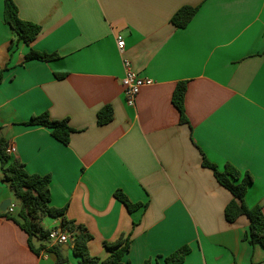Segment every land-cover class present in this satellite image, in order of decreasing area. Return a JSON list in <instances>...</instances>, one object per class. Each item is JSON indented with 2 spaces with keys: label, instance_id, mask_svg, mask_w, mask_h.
I'll list each match as a JSON object with an SVG mask.
<instances>
[{
  "label": "crops",
  "instance_id": "0c3cea01",
  "mask_svg": "<svg viewBox=\"0 0 264 264\" xmlns=\"http://www.w3.org/2000/svg\"><path fill=\"white\" fill-rule=\"evenodd\" d=\"M14 1L19 17L42 31L30 46L14 43L0 0V125L12 158L29 174L51 176L50 206L66 208L93 236L90 254L105 260L104 243L131 234L124 264H163L185 245L183 264H264V249L244 239L249 220H226L232 195L202 164L204 154L220 171L231 164L250 173L245 202L264 213V0ZM187 6L198 11L178 29L171 19ZM30 49L60 58L24 62ZM124 58L153 81L134 107L124 96ZM181 82L187 122L172 103ZM105 107L113 120L98 125ZM45 112L68 121L69 145L46 127L24 125ZM116 191L146 212H130ZM12 194L0 164V264H58L53 252L34 253L4 216ZM41 226L62 230V217L45 216ZM73 240L61 247L78 264Z\"/></svg>",
  "mask_w": 264,
  "mask_h": 264
},
{
  "label": "trees",
  "instance_id": "16d2710c",
  "mask_svg": "<svg viewBox=\"0 0 264 264\" xmlns=\"http://www.w3.org/2000/svg\"><path fill=\"white\" fill-rule=\"evenodd\" d=\"M198 11V7H183L171 19V23L178 29L186 28ZM4 22L10 26L15 35L14 43L22 42L30 46L42 31L41 26L32 22L24 21L19 17L18 7L14 0H5ZM13 43L10 45L11 48ZM56 53L38 52L33 49L26 54L24 62L39 60L51 62L59 59ZM3 70L0 68V81ZM57 75V78H62ZM187 84L181 82L177 85L172 103L177 108L181 122H187L185 114V97ZM113 120V110L105 107L98 114V125H105ZM25 126H43L51 131V135L64 145H69L71 135L74 130L69 126L67 120H53L48 112L38 116H33ZM9 142L3 135V127L0 125V164L2 168V181L14 193L20 206L17 207V214H4L8 219L13 220L28 236L30 249L39 254L47 250L53 252L58 257V264H70L69 260L63 255L61 245L49 243V230L41 226V221L45 216L50 218L62 217V230L74 234L73 254L79 259L78 264H124L126 256L131 249V234L120 235L113 242H105L104 247L109 252L105 260L94 257L90 254L88 244L93 236L84 225H76L69 221L66 216V208L56 209L50 206V175L29 174L25 169V164L19 159H13L7 152ZM203 166L211 169L218 183L230 192L231 202L225 208V218L233 223L239 217L245 216L249 220V229L244 239L251 245H260L264 249V213L260 206L250 208L245 197L249 186L253 182L250 173H242L231 164H227L223 171L211 163L203 154ZM115 197L122 202L130 212L146 207L145 204L132 203L122 191H116ZM34 238H38L41 246L34 245ZM191 248L185 245L170 255L163 258V264H183L186 257L190 254ZM145 264H150L147 261Z\"/></svg>",
  "mask_w": 264,
  "mask_h": 264
},
{
  "label": "built area",
  "instance_id": "2783aa9c",
  "mask_svg": "<svg viewBox=\"0 0 264 264\" xmlns=\"http://www.w3.org/2000/svg\"><path fill=\"white\" fill-rule=\"evenodd\" d=\"M117 45L120 54L125 53V40L122 36L117 38ZM124 65V77L122 79V85L124 88V96L128 106L134 107L136 105V99L139 95L141 89L143 87L149 86L153 84V81L148 78H144L139 76L132 65V62L129 59H123ZM7 152L11 155L15 152V147L13 145H9L7 148ZM15 205H11L8 208L10 214H13L16 210ZM73 234L67 233L66 231L60 229H52L49 234V241L52 244L63 245L71 242Z\"/></svg>",
  "mask_w": 264,
  "mask_h": 264
},
{
  "label": "water",
  "instance_id": "95a60500",
  "mask_svg": "<svg viewBox=\"0 0 264 264\" xmlns=\"http://www.w3.org/2000/svg\"><path fill=\"white\" fill-rule=\"evenodd\" d=\"M5 134H6V131L4 130V131H3V135H5ZM11 205H15L16 207H19V206H20V202L17 201V199H16L14 193L12 194V198H11V199L5 201V203H4V204L2 205V207H1V210H2L3 212H5V213L8 214V213H9L8 208H9Z\"/></svg>",
  "mask_w": 264,
  "mask_h": 264
},
{
  "label": "rangeland",
  "instance_id": "374dc122",
  "mask_svg": "<svg viewBox=\"0 0 264 264\" xmlns=\"http://www.w3.org/2000/svg\"><path fill=\"white\" fill-rule=\"evenodd\" d=\"M145 208H146V207H144V210H143L144 212H146V211H145V210H146ZM142 209H143V208H142ZM16 210H17V209H16ZM13 214H17V213H16V212H14Z\"/></svg>",
  "mask_w": 264,
  "mask_h": 264
}]
</instances>
